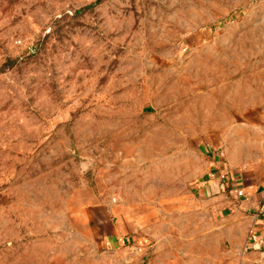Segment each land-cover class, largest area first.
Wrapping results in <instances>:
<instances>
[{"label": "rangeland", "instance_id": "rangeland-1", "mask_svg": "<svg viewBox=\"0 0 264 264\" xmlns=\"http://www.w3.org/2000/svg\"><path fill=\"white\" fill-rule=\"evenodd\" d=\"M212 153L264 157V0H0V264H227Z\"/></svg>", "mask_w": 264, "mask_h": 264}, {"label": "crops", "instance_id": "crops-1", "mask_svg": "<svg viewBox=\"0 0 264 264\" xmlns=\"http://www.w3.org/2000/svg\"><path fill=\"white\" fill-rule=\"evenodd\" d=\"M219 155H210L204 178L194 185L201 216L209 219L206 229L217 242L223 238L227 264H264V157L259 164L235 168ZM104 227L106 244L115 247L131 232L122 220L106 219Z\"/></svg>", "mask_w": 264, "mask_h": 264}, {"label": "built area", "instance_id": "built-area-1", "mask_svg": "<svg viewBox=\"0 0 264 264\" xmlns=\"http://www.w3.org/2000/svg\"><path fill=\"white\" fill-rule=\"evenodd\" d=\"M221 177H222V178H224V175H223V174H221ZM240 193H241V192H240Z\"/></svg>", "mask_w": 264, "mask_h": 264}]
</instances>
